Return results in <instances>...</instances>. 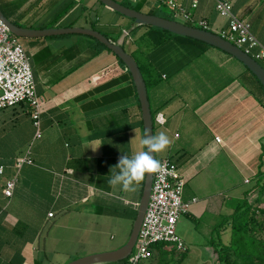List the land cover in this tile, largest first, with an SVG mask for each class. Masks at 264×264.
<instances>
[{
	"label": "crops",
	"instance_id": "1",
	"mask_svg": "<svg viewBox=\"0 0 264 264\" xmlns=\"http://www.w3.org/2000/svg\"><path fill=\"white\" fill-rule=\"evenodd\" d=\"M114 1L194 27L203 21L214 33L227 26L214 0ZM229 1L232 13L264 46V0ZM0 10L23 28H90L111 42L119 31L116 42H122L131 30L128 18L94 0H0ZM18 39L41 99L40 137H34L26 103L0 109V264H48L49 251L59 249L50 238L68 243L64 235L71 221H82L79 207L85 202L99 207L102 222L113 216L103 205L123 212L119 221L131 220V229L140 181L131 192L106 181L122 152L141 150L142 122L129 73L107 49L93 55L94 39L79 34ZM126 47L130 52L136 46ZM143 53L152 64L147 95L153 135L165 131L170 139L154 157L158 163L171 160L185 180L182 199L188 209L177 234L186 250L211 246L210 238L222 237L230 200L244 196L240 184L254 183L264 165V97L261 104L251 95L257 86L238 61L201 42L174 36ZM158 114L163 123L156 122ZM25 155L31 163L17 168L16 160ZM13 177V194L6 198L5 182ZM115 225L125 232L126 224Z\"/></svg>",
	"mask_w": 264,
	"mask_h": 264
},
{
	"label": "built area",
	"instance_id": "2",
	"mask_svg": "<svg viewBox=\"0 0 264 264\" xmlns=\"http://www.w3.org/2000/svg\"><path fill=\"white\" fill-rule=\"evenodd\" d=\"M214 1L217 13L227 22V26L216 34L241 49L256 62H261L264 69V46L252 35L249 24L232 13L229 0ZM169 5L181 12L175 4ZM198 25L199 28L207 29L203 21ZM19 103H26L29 106L35 128L34 137L39 138L41 99L36 93L29 60L18 37L0 20V109ZM155 120L157 123L164 121L160 114L155 116ZM30 163L31 159L25 155L16 160V167ZM15 184L16 177L5 182L3 193L6 198L12 196ZM184 184L185 180L171 160L164 159L159 162L158 168L152 173L148 202L134 247L126 260L127 264H138L139 261L149 258L157 244H164L169 249L174 248L177 251L185 249L182 239L176 232L179 218L188 209V203L182 199Z\"/></svg>",
	"mask_w": 264,
	"mask_h": 264
},
{
	"label": "water",
	"instance_id": "3",
	"mask_svg": "<svg viewBox=\"0 0 264 264\" xmlns=\"http://www.w3.org/2000/svg\"><path fill=\"white\" fill-rule=\"evenodd\" d=\"M104 7L113 12L131 20L130 29L144 25L153 26L173 35L190 38L211 47H214L225 54L231 56L244 66L259 82L264 89V69L249 55L244 53L241 49L224 40L214 32L204 30L199 27L190 26L173 19H167L155 14H147L139 12L135 9L129 8L114 0H97ZM0 20L9 29V31L18 38H36V37H50L58 35L79 34L90 37L101 43L108 51H110L119 61L122 62L127 72L129 73L140 108L142 133L147 132L153 135V119L151 116V109L148 101L147 89L134 58L124 50L121 42H111L100 32L90 28L80 27H63V28H48V29H28L18 26L10 22L0 10ZM127 33H125L126 35ZM154 157V153L151 154ZM152 172L145 173L142 181L140 197L136 204V212L131 224L130 233L126 242L119 248L98 252L78 257L66 264H117L125 261L130 256L137 239L139 227L148 202Z\"/></svg>",
	"mask_w": 264,
	"mask_h": 264
},
{
	"label": "trees",
	"instance_id": "4",
	"mask_svg": "<svg viewBox=\"0 0 264 264\" xmlns=\"http://www.w3.org/2000/svg\"><path fill=\"white\" fill-rule=\"evenodd\" d=\"M128 20L131 21L130 19ZM138 30H142L143 32L140 33L139 37L131 41V38L136 35ZM120 33L121 31H119L116 36L118 37ZM171 35L173 34L162 29L153 26L141 25L129 30L128 34L123 38V41L121 42V46L124 48V50L128 42L134 43V45L136 46L135 50L130 51L129 54L134 58L136 64L139 67L146 85L147 94L149 86L148 72H150L152 68H150V65L147 61H145L143 64L138 63L134 56L138 53L144 55V51L142 49L147 50L156 47L159 44L163 43V41ZM117 37H113L112 41L116 42ZM92 49L94 55L100 52L102 49L106 48L101 43L95 40V47H93ZM140 50H142V52ZM119 63L124 66L121 61H119ZM245 70L251 76L252 80L257 86L256 88L255 86L250 88L251 95H253L255 99H257V101L262 104L264 89L246 68ZM151 116L153 119L154 111L152 109ZM253 179L255 183L253 184L252 188H259L261 193L264 192V171L261 169V166H259V169ZM142 181L143 178L140 180L141 186ZM247 193L248 190L244 192L243 197L230 200L231 213L228 217H224V227L223 224L219 222V225H221L224 230L225 228H230V234L227 241L223 243L221 238H218V240H215V238H210V240H208V243L213 248L214 253H216V264H264V235H262V233L264 232V222L261 220V216L264 215V209L259 208L257 205V203H259L261 199L256 200L254 204L249 203L245 198ZM226 223L227 225L225 226ZM218 228V226H215L213 231H216V229ZM154 248L155 250L152 256L147 259L141 260L144 261V264H179L187 256L186 248L182 251H177L174 248H170L169 250V248H167V246L164 244H157L154 246ZM176 253L179 254L177 259L174 258ZM139 263L140 261L138 262V264ZM117 264H127V262L125 260Z\"/></svg>",
	"mask_w": 264,
	"mask_h": 264
},
{
	"label": "rangeland",
	"instance_id": "5",
	"mask_svg": "<svg viewBox=\"0 0 264 264\" xmlns=\"http://www.w3.org/2000/svg\"><path fill=\"white\" fill-rule=\"evenodd\" d=\"M94 1L96 5L100 4L98 1L96 0ZM95 15L96 13H94V17ZM114 16L117 17V15L115 14ZM194 25L198 26V23ZM171 37H174V35H171L168 38H171ZM142 50L144 51L145 49H142ZM142 50L140 51L142 52ZM125 51L129 53V48L125 47ZM134 57L140 64H143L145 61H147L144 55L141 53L135 54ZM259 64L262 66L261 62H259ZM149 65H150V68H152V64L149 63ZM262 170L264 171V165L262 167ZM254 183L253 182H250L249 184L241 183L240 189H242V191L248 190V193L245 196V198L251 204H254L256 200L261 199V201L257 203V205L259 208L264 209V192L261 193L259 188L253 189L252 187ZM85 203H86L85 206L79 207L81 211V215L83 216L82 221H78V222L71 221L69 225V233L67 232L64 235L68 243H64L60 245L59 242H56V240L55 241L53 240L55 238H50V241H51L50 244L59 249L55 250L57 251V253H54V252L51 253L49 251L47 255L48 260H46L47 262L49 261L48 264H66L74 260V257H81V256L89 255V254H95L98 252L107 251V250L109 251V250L115 249L120 245L121 241H123L124 237L127 235V231L130 229L131 220L127 221V219H124V221H119V219H122V218L118 216L124 215L123 212L113 213L112 208L108 206H106L105 208L103 205V210L104 211L107 210L111 212L110 214L113 216L111 218L103 220L102 222L101 219L103 218V216L98 217V215L102 212L100 211L99 207H97V205L94 204L92 201L85 202ZM135 212L130 213L131 214L130 219H134ZM72 215H74V213H72ZM72 215H70L69 217L70 219ZM261 220L264 222V215L261 216ZM114 223L117 225L126 224L125 232L120 231L119 226L116 227ZM49 228L50 227L48 225L44 228L43 230L44 235H46ZM184 230H188V229L184 228ZM176 232L178 233V224H176ZM187 233L189 234V232ZM229 234H230V228L224 230L221 239L223 238V241L226 242L227 239L229 238L228 237ZM262 235H264V232L262 233ZM62 239H63V235H62ZM191 249L192 247L188 248L187 254H186L187 256L179 264H216V253L213 252V248L211 246H206V247L201 246L198 248L196 247V249H193V251H191ZM205 251H209V252L207 253ZM178 256L179 254L176 253L174 258L177 259ZM139 264H144V261H140Z\"/></svg>",
	"mask_w": 264,
	"mask_h": 264
},
{
	"label": "clouds",
	"instance_id": "6",
	"mask_svg": "<svg viewBox=\"0 0 264 264\" xmlns=\"http://www.w3.org/2000/svg\"><path fill=\"white\" fill-rule=\"evenodd\" d=\"M139 144L141 150L134 153L122 152L118 162L110 168L106 181L110 188L115 189L119 186L120 191H133L135 184L144 177L145 173L158 168L159 163L151 154L166 149L170 144V139L165 131H160L155 135L145 132L140 136Z\"/></svg>",
	"mask_w": 264,
	"mask_h": 264
}]
</instances>
